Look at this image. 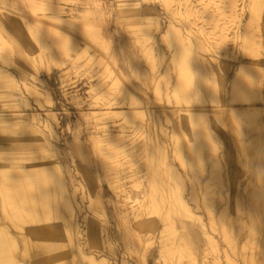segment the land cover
Here are the masks:
<instances>
[{
  "label": "rangeland",
  "instance_id": "1",
  "mask_svg": "<svg viewBox=\"0 0 264 264\" xmlns=\"http://www.w3.org/2000/svg\"><path fill=\"white\" fill-rule=\"evenodd\" d=\"M11 1L0 0V24L4 30L0 27V38L4 41V50H0V125L7 126L6 131H0V155L8 158L11 152L15 160L27 157L48 165L59 161L67 182L72 174L76 181H81L84 191L99 203L95 212L84 209L88 214V233L94 240V245L86 249L97 252L107 264H191L188 256L178 259L177 252L170 251L185 241L195 264H264V75L258 78L256 73L252 88H258V95L253 100L256 88L247 91L248 88L242 87L238 94L248 93L246 100L237 97L231 101L236 73L237 79L243 76L241 84L247 83L248 76L238 71L240 61L253 60L264 68V11L249 27L256 51L247 53L241 44L250 0H233L232 4L229 0H169L168 10L162 0H39L43 6L46 2L57 4L64 11L61 16L97 24L104 53L97 45L95 49L94 43H87L89 40L79 30L64 29L54 18L53 10L31 11L27 0L21 1L17 9ZM144 16L158 20L157 29L152 31L155 38L149 42L155 48L154 71L145 60L148 43L137 30ZM36 17H40L42 27L45 25L43 30L36 24ZM170 21L177 24L193 51L194 72L195 58L204 63L208 90L202 100L192 93L189 105L179 99L176 102L170 95L175 73L169 58L173 45L158 40V34ZM56 33L63 41L66 37L69 46L62 44L63 49L57 48L56 40H52ZM211 57L213 61L209 62ZM119 74L141 103L129 104V95L119 89V84L112 87V79ZM21 83L38 89L36 100ZM101 94L102 98H98ZM190 105L206 108L251 105L244 107L248 113L253 106L261 109L252 124H247L240 114L233 121L227 111L222 114V123L214 114L206 115L203 125L215 142L220 179L208 180L211 163L207 160L206 143L201 144L204 167L201 175L196 167L190 166L184 145H181L182 165L176 158L179 148L171 138V131L183 120L184 113L179 109ZM106 106L120 111L129 107L143 111V126L140 127L136 117L132 122L121 116L105 119V115L98 120L102 116L96 117L95 110H105ZM30 113L36 116L33 121ZM44 121L51 132L43 127ZM102 123L109 126L103 129L105 132L123 135L130 150L127 157L120 159L123 164L115 173L100 162L98 152L105 144L98 140L102 138L99 137ZM183 124L186 140L195 142L194 135ZM207 180L212 198V206L208 208L201 202ZM192 189L196 201L192 200ZM179 197L187 204V210L178 202ZM141 201L148 206L153 202L156 211L147 207L144 214L135 217L131 210ZM123 208H127L129 225L137 229L141 241L123 239L120 215ZM221 212L222 223L218 217ZM168 220L173 223L174 232L166 240L170 247H161L162 229ZM96 223L101 229V242ZM11 229L17 234L16 228ZM208 237L215 251L210 250ZM71 250L66 255V264L80 262L78 252L73 247Z\"/></svg>",
  "mask_w": 264,
  "mask_h": 264
},
{
  "label": "bare ground",
  "instance_id": "2",
  "mask_svg": "<svg viewBox=\"0 0 264 264\" xmlns=\"http://www.w3.org/2000/svg\"><path fill=\"white\" fill-rule=\"evenodd\" d=\"M27 1L28 7L31 9V11L35 12L36 10H53L52 12L56 14H53L54 18L57 22L62 25V27L63 25L65 26L63 27L64 29L68 27L74 32H76L75 30H79L81 36L87 41L89 40V42L87 43H94L95 49H98L96 48L97 45V47L99 46L104 53L106 52L105 48H102L101 46L102 43L100 40H102V38L100 37V30L97 24L89 21L84 22L83 20L81 21L76 17L61 16L64 11L59 8L57 4L46 2L44 4L45 6H43L42 2H40L39 0ZM162 1L164 2L166 9L168 10L170 7L169 0ZM229 2H231L230 4H232L233 0H229ZM262 11H264V0H250L248 5V17L243 28L244 33L242 32L243 39L241 44L243 50L247 53L256 51V49H254L252 45L249 27L254 21H256ZM39 18L40 17H36V24L40 28H42L41 30H43V27L45 25L43 24L42 27L41 24L43 22L41 23ZM142 19L143 23L139 25L137 30H140L141 34L145 36V39L148 43L145 46V60L149 63L150 69L154 71L155 48L149 42L151 39L155 38L152 35V31L155 28L157 29L158 20L157 17L154 16H144L142 17ZM45 30L47 34L50 33L48 29ZM50 30L53 29L51 28ZM59 35L56 33V37H52L53 41L56 40L55 43L57 44V48H62L60 47L62 46V44L69 46L66 37L63 41V38H60ZM158 37L159 41L164 42L169 46L170 43L173 45V51L172 53H170L171 55L169 56V58L170 62L172 63L170 64L174 66L175 73L173 75L174 80L172 82L170 95L175 98L176 102H179V99L182 100L184 103L188 104L190 102L191 94L193 92L191 48L189 44L185 41V38L183 37L180 31V28L177 26V24L171 21L166 24L165 29L158 34ZM3 42V39L0 38V50H4ZM154 44H156V42ZM91 46L93 47V45ZM6 47L7 46H5V48ZM74 48H77V44L74 45ZM245 65L247 66V64H245L244 62L241 64V67L238 66L240 67L238 71H241L245 73L246 76H248H244L245 78H247V83L245 85H243L244 82L243 84H241V81L243 79L241 81L240 79L243 76H240L241 78L237 79L236 73L235 79L233 78L234 82L232 81L233 87L231 85L232 95H230L233 97L231 101L237 100V97L239 99L246 100V98L248 97V93H246V95L244 94L245 92L243 94H238V92H240L239 89H241L242 87H245L244 89L248 88L247 91L256 88L252 87L257 72L256 70H254L255 68H252L254 66L246 67ZM121 76L119 74L118 78L112 79V87L116 88V85L119 84V89L129 95V104L139 103L140 101H138V97H136V95L130 90L129 85L128 87L125 83H123V80H121L120 78ZM160 78H163V74L160 76ZM122 79L124 78L122 77ZM159 80L160 79H158V81ZM21 84L23 85V88L26 90V92H28V94L32 96V99L36 100V96L39 94L38 89L33 85H29L26 83ZM158 84L159 82L156 83V94H158L159 92ZM200 88L202 87L200 86ZM91 90L93 91L94 89ZM99 96L102 98V94L98 95V98ZM107 106L105 110H95L94 114L96 115V117L102 116L100 118L98 117V120H102L104 118L103 116L105 115V119L121 116L123 120L127 122H132L136 117L138 120H140V127L143 126H141V121L143 119V111L132 107L120 111L119 109H111ZM180 110L184 113V116L182 118L183 120H180V125L176 123L175 126H173V130L171 131V138L173 137L172 140L174 141L175 146L179 148L175 154L176 158L182 165L181 145H184L188 154L187 156L190 166L196 167L198 169V175H201L204 170L201 156V150L203 147L201 148V144L206 143L207 160H209L211 163V167L208 173V180L220 179L219 162L218 159L215 157V142L205 131L203 123L206 121V115H208V113L214 114L216 119L222 123L224 118L222 116L224 112L223 107L216 106L211 109H208L203 107L188 106L186 108H180L179 111ZM229 110L230 114H228L229 116H231V119L234 120L236 114H234V111H236V108H234V106H231ZM249 111L250 113H248V111H244L243 115L247 119L253 120L257 112H259V109L258 107L253 106L250 108ZM166 112L171 113L170 110H167ZM35 117V114H31L30 119L33 121ZM183 122L186 124L192 136L194 135L195 138L193 139H195V142L186 140L185 133H183ZM42 125L45 129H49L50 127L48 126L46 121H44ZM107 127L109 126L104 123L101 124L100 129H102L103 132L101 135H99V137L102 138L97 139L100 142L104 141L105 144L102 145V149H100L98 153L100 154V162L102 166L108 171L113 170L115 173L117 172L119 166L123 164L120 159L127 157L130 153V150H128L129 148L126 147L123 141V135H111L110 132L107 133L105 132V130H103L108 129ZM27 128L31 131L28 126ZM6 130L7 126L0 125V131L4 132ZM49 130L51 132L52 129ZM40 135L42 136V134ZM122 152H124V154H122ZM10 155L11 152L9 153L8 158L0 155V264H66V255L68 254V252L72 251V247L75 249V251L78 252V256L80 257V262L73 261L72 264H81V262L83 264H107L103 257L99 256L97 252H93L89 249H86V246L94 245V240L90 237L88 233V228L86 225V219L88 217V214L84 211V209L91 210V212H95L94 208L98 207L99 203L96 202L87 191H84L83 188H85V186L82 185L81 181H76V179H74L73 174L69 176L66 173L68 175V184L64 174L60 169L61 164H59V161L53 163V165H48L49 163L47 164L44 162H37L38 160L32 161V159L27 157H19L15 160ZM208 180L206 181V183L204 181L205 184L201 193V202L207 208L212 206V198L209 197V190H207ZM112 182L113 181H111V183ZM113 183V187L116 188V183ZM148 186L149 188H151L153 186V182L150 183ZM191 192L192 200L196 201V195L193 189L191 190ZM179 199L180 200L178 202L183 204V206L187 210V204L182 201L180 197ZM147 207L154 209V212L157 208L153 202H151V205L148 206L146 201H141V203H138V206L134 208L133 211L131 210V212L133 213V215L135 214V217H137L141 215L145 211V209H147ZM255 207L257 208V206ZM120 215L124 224V229L122 232L123 239L132 241L133 239H136L137 241H141V237L140 234L137 232V229L135 228V230H133L131 225H129L130 220L128 219L127 208H123ZM222 215V212L218 215L221 220V223ZM20 223H26V225L20 226ZM83 223L85 224L86 229L84 226H82ZM136 224L134 225L136 226ZM172 224L173 223L168 220L162 229L164 234H162L161 238V247H170L169 243L167 244L166 240H169V238H171V236L173 235L174 231L172 229ZM12 227L17 229V234L13 233L11 229ZM100 231L101 229L96 223V234L98 235V239L101 242L102 239ZM207 239L210 250L215 251L216 248L213 244L211 237H208ZM170 251L171 254L177 252L178 259H181L185 255L188 256V259L192 261L191 264H195L194 256L192 255L191 251H189V248H187L185 245H177L176 247L171 248Z\"/></svg>",
  "mask_w": 264,
  "mask_h": 264
},
{
  "label": "crops",
  "instance_id": "3",
  "mask_svg": "<svg viewBox=\"0 0 264 264\" xmlns=\"http://www.w3.org/2000/svg\"><path fill=\"white\" fill-rule=\"evenodd\" d=\"M21 1H23V0H20V4H19V0H16V1H11V3L12 4H14V5H16V8L17 9H19V7L22 5L21 4ZM0 27H1V24H0ZM1 29H2V27H1ZM3 30V29H2ZM3 32H4V30H3ZM4 35H7V33H4ZM8 36V35H7ZM193 51H192V49H191V53H192ZM194 62H195V69H196V73L194 72V70L192 69V72H193V94L194 95H196V96H198L199 98V100H202V96H203V93H205V92H207V90H208V87L209 86H207V84H206V82H207V79H206V77H204V75H205V70H204V63H203V61L201 60V59H198V58H195V60H193ZM209 62L210 61H213V58L211 57V58H209V60H208ZM250 63V64H252L255 68H256V72L259 74V76H261V75H264V68H260V67H258L257 65H256V63L253 61V60H249V59H242L241 61H240V64L241 63ZM191 63H192V57H191ZM213 64H215V62H213ZM213 64H211V65H213ZM262 72V73H261ZM194 73L196 74V77H195V75H194ZM259 76H258V78H259ZM196 79V84L194 83V80ZM203 82V83H202ZM200 86L202 87V88H204V89H202V88H200ZM257 90L255 91V93H254V95H253V97H252V99L251 100H253L254 98H255V96L258 94L257 93V91H258V88H256ZM204 90V91H203ZM230 92H231V88H230ZM210 94L208 93V96H209ZM229 99H230V93H229ZM250 100V101H251ZM246 102H248V101H246ZM190 106H192V105H190ZM216 106H219V107H223L224 108V111H227L229 114H230V107L231 106H234V105H230L228 108H227V106H224V105H222V106H220V105H216ZM216 106H213V107H216ZM247 106H251V105H242V106H234L235 108H236V114H235V119H236V117L238 116V114H240V115H243L244 114V107H247ZM194 107H203V108H206V107H204L203 105H201V106H194ZM213 107H211V108H213ZM256 107V106H255ZM211 108H208V109H211ZM227 108V109H226ZM259 111H261V109H259ZM231 117V116H230ZM243 117L245 118V122H247V124H252V123H254V118H253V120H249V119H247L244 115H243ZM234 119V120H235ZM233 120V121H234ZM247 120H249V121H247ZM250 122V123H249ZM246 124V125H247ZM159 151L161 152V154L163 153V150H162V148L161 149H159ZM173 176L175 177V179H176V183H177V176H176V173L174 172V174H173ZM185 242V241H184ZM208 242V241H207ZM187 248H189V250H190V247L187 245V243L185 242V243H183Z\"/></svg>",
  "mask_w": 264,
  "mask_h": 264
}]
</instances>
